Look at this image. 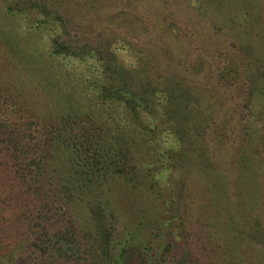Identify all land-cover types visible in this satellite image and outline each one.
<instances>
[{
  "label": "trees",
  "instance_id": "trees-1",
  "mask_svg": "<svg viewBox=\"0 0 264 264\" xmlns=\"http://www.w3.org/2000/svg\"><path fill=\"white\" fill-rule=\"evenodd\" d=\"M8 1L2 86L31 120L0 134L24 231L0 239V264H251L244 244L264 264V0L213 18L203 38L237 40L214 52L140 43L129 16L98 33L69 0ZM188 181L213 216L196 245ZM120 185L138 207L126 224Z\"/></svg>",
  "mask_w": 264,
  "mask_h": 264
},
{
  "label": "rangeland",
  "instance_id": "rangeland-1",
  "mask_svg": "<svg viewBox=\"0 0 264 264\" xmlns=\"http://www.w3.org/2000/svg\"><path fill=\"white\" fill-rule=\"evenodd\" d=\"M244 1L246 0H69L73 6L89 9L90 12L84 14V22L86 24H93L97 28L96 32L98 33L101 32V28H109V33H113L111 30L115 28L116 24L113 21L114 17L129 16L134 20L136 30L133 32L125 31V33L132 37L133 40H137L140 43L141 41L149 42L150 40H155L158 43V40H163L175 46L179 44L180 47L186 44L188 51H193L196 48L200 51L207 50V52L226 48L232 39L236 40L231 35L227 37L226 35L217 34L215 36L211 35L214 38L212 42L210 40L212 37L203 38V35H210L212 29L214 30L212 28L214 17L219 18L220 24H222L224 18L229 20L230 17V20L235 21L234 19L241 10L245 12L246 3ZM219 2L223 4L220 5ZM7 4H9L8 0H0V13L3 8H6ZM221 8H225L222 13ZM234 13L236 14L233 15ZM1 24L4 25V22L1 21ZM232 30L234 36L238 35L234 29ZM150 33L153 34L151 35ZM223 34H227V32L225 31ZM207 52L205 54H208ZM127 58L129 59L130 57ZM5 65L6 55L4 52H0V68L3 69L2 67ZM1 69L0 134L6 130L11 132L19 131L22 124H26L31 120L29 114L24 112V103H16L17 101L9 96L5 86H2L4 79ZM25 88H28V86L26 85ZM35 129L36 127H34V131L32 130V132L27 129V134L34 138L33 142L38 141ZM29 132L32 134H29ZM14 135L16 134L14 133ZM258 136V150L264 156V132ZM13 149V144L9 146L7 142L2 143L0 141V154L13 152ZM18 157H22V155H18ZM2 160L0 158V177L2 176V181H0V239L8 235L16 236V234L24 232L22 222L14 215L11 205L13 201L16 203L15 199L22 190L19 187V182L15 181V178L9 171L14 161L12 159L10 163L8 159ZM17 162L18 166L24 167L22 166L24 165L23 159L19 158ZM187 186L189 187V197L187 199L185 220L188 230L192 232V239L189 240V244L191 245L192 242H195L194 245H196L197 241H194V232L196 231L192 230L204 227L213 216L211 218L206 216L207 208L205 202L207 200L197 194L196 190L192 188L190 181H188ZM126 197L121 185L118 189L116 187V195L113 196V199L115 204L116 201L117 204L119 203L120 213L127 216L124 224L129 221L130 217L135 215V210L138 208H128L129 200ZM47 214L53 218L52 221H59V225H62L64 228L67 227L66 217L63 213L54 215L53 212H49ZM160 242L163 243L164 240H160ZM183 242L185 243L186 241L183 240ZM176 244L179 247L185 246L180 241ZM243 248L245 250H242L249 254L246 256L248 262L251 264L256 263L255 247L253 245L250 246V244H244Z\"/></svg>",
  "mask_w": 264,
  "mask_h": 264
}]
</instances>
